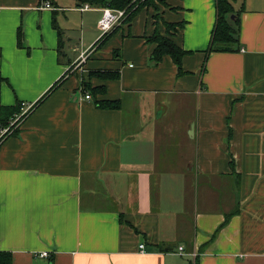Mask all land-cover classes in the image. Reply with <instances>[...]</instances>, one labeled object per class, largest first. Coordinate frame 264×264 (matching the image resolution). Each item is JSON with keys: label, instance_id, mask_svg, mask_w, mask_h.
Returning a JSON list of instances; mask_svg holds the SVG:
<instances>
[{"label": "crops", "instance_id": "obj_1", "mask_svg": "<svg viewBox=\"0 0 264 264\" xmlns=\"http://www.w3.org/2000/svg\"><path fill=\"white\" fill-rule=\"evenodd\" d=\"M169 4L160 20L184 22L180 76L168 56L149 61L146 39L165 34L152 9L98 47L104 8L0 0V107H33L63 81L0 140V252L12 264H264V0H233L238 50L206 59L214 0Z\"/></svg>", "mask_w": 264, "mask_h": 264}, {"label": "trees", "instance_id": "obj_2", "mask_svg": "<svg viewBox=\"0 0 264 264\" xmlns=\"http://www.w3.org/2000/svg\"><path fill=\"white\" fill-rule=\"evenodd\" d=\"M78 5L87 4L91 8H107L111 10L124 11L125 17L119 26H129L133 18L144 9H152L156 13L153 14V20H155V27L161 23L164 27L165 34L161 35L157 28L154 30L153 34L146 39V42L153 46V50L150 54L149 61L153 65H157L161 62L164 56H168L177 68V76L183 74L181 62L182 58L188 54L186 51L182 50L173 41L175 34L180 31L184 22L180 23H166L159 19L156 21L158 15V8L164 4L163 0H76ZM215 2V21L213 28L211 30L209 45L205 50V59L211 53H231L238 50V12H236L232 6L233 0H214ZM231 16L234 18L231 19ZM119 28L115 26L108 33L103 34L94 46L100 47L103 45L111 35L117 31ZM60 39V37H59ZM22 33L21 29L17 30V46H21ZM116 54V52L114 53ZM205 70V60L202 66V71ZM89 77H96L102 80H117L119 78L118 71H97L89 74ZM62 79L57 81L47 93L32 107H36L40 104L50 93L59 88L62 84ZM84 84V83H83ZM104 88L98 87L92 89V93L102 95L104 94ZM20 103H16L11 107H0V127H7L9 121L20 112ZM97 105L103 109H113L118 110L120 108L119 101H108L99 100ZM17 129L13 130L8 135L0 138V140L13 134ZM228 217H226V220ZM0 264H12V256L8 252H0ZM192 264H198L195 261Z\"/></svg>", "mask_w": 264, "mask_h": 264}, {"label": "built area", "instance_id": "obj_3", "mask_svg": "<svg viewBox=\"0 0 264 264\" xmlns=\"http://www.w3.org/2000/svg\"><path fill=\"white\" fill-rule=\"evenodd\" d=\"M41 10H54L55 8L50 4L49 1H45L40 5L39 7ZM91 7L87 4H84L82 8H80V11H87L90 10ZM125 14L124 11H119V10H111V9H104L102 18L98 23V28L101 31L102 35L105 33H108L111 31L115 26L119 25L122 20L124 19ZM242 51V50H241ZM85 100L90 99V95H86ZM32 106L26 105L24 103H21L20 105V112L16 114L10 121L7 127H0V138L8 135L11 133V130L13 128V125H17V127L21 124L23 119L26 117V115L29 113L31 110ZM142 249L143 246H140ZM183 248L179 247L178 248V255L184 256L186 254L182 253ZM49 254L47 252L40 253L38 255L39 258H47Z\"/></svg>", "mask_w": 264, "mask_h": 264}, {"label": "rangeland", "instance_id": "obj_4", "mask_svg": "<svg viewBox=\"0 0 264 264\" xmlns=\"http://www.w3.org/2000/svg\"><path fill=\"white\" fill-rule=\"evenodd\" d=\"M62 1H64V0H62ZM163 2H164V4L163 5H161L159 8H158V10L159 9H162V8H165V9H173V8H171V5L169 4V0H163ZM154 13H156L155 11H154ZM158 13V15H157V19H156V21H158L159 22V12H157ZM84 17L86 18V19H88L87 17V15H84ZM69 20V22H67V24H66V26H68V31H67V34L69 35V38H73V40H75V41H78L79 40V38H80V30H79V25H77V24H79V17H78V14L76 15V17L74 16V18L72 19V22H70L71 21V19H68ZM154 22H155V20H154ZM101 32V31H100ZM102 34V33H101ZM76 47V46H75ZM18 127H17V125L15 124V125H13V128H12V130H11V132L13 131V130H15V129H17ZM187 262H189V264H192V259H190V260H186Z\"/></svg>", "mask_w": 264, "mask_h": 264}, {"label": "water", "instance_id": "obj_5", "mask_svg": "<svg viewBox=\"0 0 264 264\" xmlns=\"http://www.w3.org/2000/svg\"><path fill=\"white\" fill-rule=\"evenodd\" d=\"M234 17L233 16H231V19H233Z\"/></svg>", "mask_w": 264, "mask_h": 264}]
</instances>
